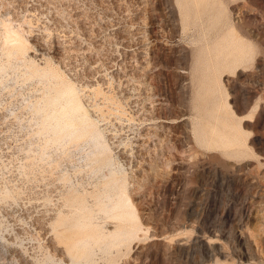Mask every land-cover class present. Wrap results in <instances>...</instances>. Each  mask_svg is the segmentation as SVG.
Returning a JSON list of instances; mask_svg holds the SVG:
<instances>
[{"label":"rangeland","instance_id":"rangeland-1","mask_svg":"<svg viewBox=\"0 0 264 264\" xmlns=\"http://www.w3.org/2000/svg\"><path fill=\"white\" fill-rule=\"evenodd\" d=\"M0 264H264V0H0Z\"/></svg>","mask_w":264,"mask_h":264}]
</instances>
